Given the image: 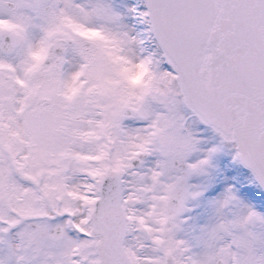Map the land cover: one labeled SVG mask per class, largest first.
Wrapping results in <instances>:
<instances>
[{"label":"snow or ice","instance_id":"1","mask_svg":"<svg viewBox=\"0 0 264 264\" xmlns=\"http://www.w3.org/2000/svg\"><path fill=\"white\" fill-rule=\"evenodd\" d=\"M0 264H264V0H0Z\"/></svg>","mask_w":264,"mask_h":264}]
</instances>
